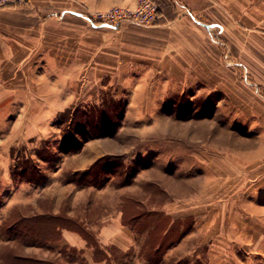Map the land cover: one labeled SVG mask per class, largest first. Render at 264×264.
<instances>
[{
	"label": "rangeland",
	"instance_id": "rangeland-1",
	"mask_svg": "<svg viewBox=\"0 0 264 264\" xmlns=\"http://www.w3.org/2000/svg\"><path fill=\"white\" fill-rule=\"evenodd\" d=\"M208 28L212 51L207 59H190L191 65L178 69L179 81L141 80L142 65L124 73L123 82L84 84L56 115L31 114L41 110V100L27 98L28 91L19 99L21 116L0 115V252L9 245L57 264L82 263L76 250L53 245L51 252L49 243H21L3 232L14 211L22 216L46 211L50 198H62L65 214L93 225L122 212L135 244L127 253L112 251L109 264H148L150 259L156 264L157 257L149 256L160 255L179 230L184 235L206 218L221 221L220 209L238 180H222L220 162L235 153L251 161L257 152L264 159V68L236 62L235 51L221 49L222 26ZM260 53L247 52L246 59ZM19 120L22 125L16 126ZM247 171V179L257 175ZM172 218L180 227L174 225L158 243ZM165 264L208 263L181 254Z\"/></svg>",
	"mask_w": 264,
	"mask_h": 264
},
{
	"label": "crops",
	"instance_id": "crops-1",
	"mask_svg": "<svg viewBox=\"0 0 264 264\" xmlns=\"http://www.w3.org/2000/svg\"><path fill=\"white\" fill-rule=\"evenodd\" d=\"M155 3L157 21L150 28L132 24L117 29L94 26L85 18L112 7L132 8L135 0H35L26 7L0 9V115L11 112L21 116L19 99L23 91H28L27 98L41 100L40 111L27 113L56 115L78 96L84 84L123 82L122 76L133 74L134 68L142 65L146 71L141 80L148 81L147 77L153 76L159 82L179 81L178 69L191 65L188 60L208 58L213 48L208 27L213 24L222 26L221 49L235 51L236 62L264 68V0H155ZM250 51H260V57L253 61L246 59ZM21 83L26 84L23 90ZM20 125L21 120L16 123ZM255 153L251 161L235 153L229 156L230 161L226 158L220 162L222 180L229 176L238 180L232 198L223 202L227 204L220 209L221 221L206 218L195 221L194 229L184 235L179 230L180 236L160 252L156 264L176 262L181 254L208 264H232L229 260L235 264H264V171L261 170L264 159ZM251 170L254 174L257 171V175L247 179L249 176L244 173ZM61 191L64 195V187ZM46 201V211L35 214L64 213L62 198ZM115 212L96 225L78 217L107 260L96 261L86 240L66 228L60 230L58 240L47 242L52 245L50 251L53 252V245L76 250L82 255L81 264H109L112 251H131L136 234L123 222L122 212ZM66 214L73 217L69 212ZM174 225L180 227V220L171 219L158 243H164ZM213 227L219 229L214 232Z\"/></svg>",
	"mask_w": 264,
	"mask_h": 264
},
{
	"label": "trees",
	"instance_id": "trees-1",
	"mask_svg": "<svg viewBox=\"0 0 264 264\" xmlns=\"http://www.w3.org/2000/svg\"><path fill=\"white\" fill-rule=\"evenodd\" d=\"M66 113L69 112L65 111L64 114ZM68 137L70 135L66 138ZM69 140L67 141L69 142ZM31 176H36V173L33 171ZM28 179L26 181L32 183L31 178ZM62 228L75 231L84 238L88 247L93 248V257L96 261L107 260L106 254L99 249L98 244L88 234L83 222L63 212L58 214L45 212L43 214L22 216L19 212L14 211L11 217L5 221L3 232H5L6 237H16L21 243L22 241L26 242L28 239H36L38 244L42 246L49 241L53 242L58 240ZM152 255L157 257L155 262L157 263L159 261L158 251H155L149 257H152ZM0 261L3 264H57L51 260H39L35 257L22 255L16 246L9 245L0 252ZM147 263L151 264V259Z\"/></svg>",
	"mask_w": 264,
	"mask_h": 264
},
{
	"label": "built area",
	"instance_id": "built-area-1",
	"mask_svg": "<svg viewBox=\"0 0 264 264\" xmlns=\"http://www.w3.org/2000/svg\"><path fill=\"white\" fill-rule=\"evenodd\" d=\"M35 0H0V9L8 6L26 7L32 5ZM90 24L105 25L117 28L119 25L128 23L150 28L157 21V5L155 0H135V5L129 7H113L102 12H93L85 16Z\"/></svg>",
	"mask_w": 264,
	"mask_h": 264
}]
</instances>
